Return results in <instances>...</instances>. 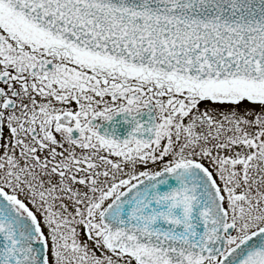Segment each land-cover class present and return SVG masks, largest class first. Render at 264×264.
<instances>
[{"label": "snow or ice", "instance_id": "1", "mask_svg": "<svg viewBox=\"0 0 264 264\" xmlns=\"http://www.w3.org/2000/svg\"><path fill=\"white\" fill-rule=\"evenodd\" d=\"M0 264H264V0H0Z\"/></svg>", "mask_w": 264, "mask_h": 264}]
</instances>
